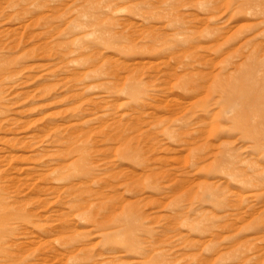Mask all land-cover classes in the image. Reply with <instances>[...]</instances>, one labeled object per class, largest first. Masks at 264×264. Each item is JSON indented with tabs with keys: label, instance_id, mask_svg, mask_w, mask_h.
I'll return each mask as SVG.
<instances>
[{
	"label": "rangeland",
	"instance_id": "374dc122",
	"mask_svg": "<svg viewBox=\"0 0 264 264\" xmlns=\"http://www.w3.org/2000/svg\"><path fill=\"white\" fill-rule=\"evenodd\" d=\"M0 264H264V0H0Z\"/></svg>",
	"mask_w": 264,
	"mask_h": 264
}]
</instances>
